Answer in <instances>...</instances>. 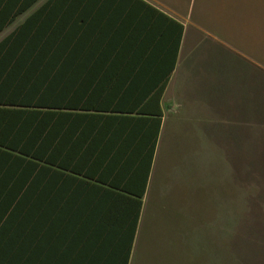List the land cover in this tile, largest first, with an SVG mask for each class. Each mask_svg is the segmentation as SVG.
<instances>
[{
	"label": "crops",
	"instance_id": "obj_1",
	"mask_svg": "<svg viewBox=\"0 0 264 264\" xmlns=\"http://www.w3.org/2000/svg\"><path fill=\"white\" fill-rule=\"evenodd\" d=\"M47 1L37 0L19 13L0 32V41ZM197 3L199 0L64 2L53 5L57 12L48 21L52 25L63 17L65 24L79 27L65 33L87 40L91 55L118 59L112 64L66 67L61 72L65 108L56 109L51 116L49 129L56 138L49 155L56 165L64 167L61 170L66 174L78 169L82 175H75L89 181L100 184L107 179L136 185L135 188L136 172L149 157L150 174L141 218V225L145 224L144 246L149 249H157L151 242L158 235L162 250L164 204L175 205L176 216L179 211L183 213L185 185L175 181L164 191L170 171L173 177L181 169L184 172L186 160L196 156L195 138L198 140L199 133H233L234 121L217 114L220 106L224 108V100L217 101L213 94L209 73L203 72L199 54L202 49H206L203 53L213 51L217 42L235 54H244L208 30L216 24L214 16L212 21L208 19V26L195 18L190 21ZM186 4L192 12H186ZM5 5L0 3V10ZM64 133L73 138L60 140ZM154 133L158 138L151 158ZM2 154L0 151V264H25L19 259V251L29 248L23 241V215L20 209L13 214V208L25 199L30 179L24 177L23 164L17 160L5 162ZM48 183L49 200L64 199L67 182ZM31 200L37 198L31 195ZM150 225H155L160 234L148 231ZM178 229L179 225L176 235L181 234ZM137 242L138 236L132 258ZM11 253L16 254L15 260L8 258Z\"/></svg>",
	"mask_w": 264,
	"mask_h": 264
},
{
	"label": "trees",
	"instance_id": "obj_2",
	"mask_svg": "<svg viewBox=\"0 0 264 264\" xmlns=\"http://www.w3.org/2000/svg\"><path fill=\"white\" fill-rule=\"evenodd\" d=\"M35 1L0 0L6 4L0 10V32ZM81 1L48 0L23 25L0 41V151L4 153L5 162L17 160L23 164L24 177L30 179L25 199L13 208V214L21 210L23 241L29 247L19 251V259L25 264H148L149 260L152 264H206L205 256L197 257L182 243H177L180 239L176 236L180 233L176 235V227L179 225L178 230H183L185 211H179L176 216L175 205L170 203L164 204L162 250L144 246L145 224L141 225V218L150 174L149 157L136 172L133 181L138 186L135 188L136 185H121L107 179L100 184L92 182L75 175L81 174L78 169H71L74 174H66L62 171L64 167L56 165L49 155L56 138V133L49 129L51 116L56 109L65 108L61 72L66 67L105 65L118 60L91 55L87 40L65 33L79 27L65 24L63 17L49 24V18L57 12L54 4ZM11 5L14 7L9 8ZM165 86L166 83L164 89ZM62 138L65 141L73 135L64 133L60 140ZM153 138L151 158L158 133H154ZM51 180L67 182L69 188L64 199L49 200L48 182ZM195 189L196 196L204 195L203 190ZM31 195L37 200L32 201ZM193 202H197L195 198ZM193 207L197 211L196 205ZM155 240L160 242L158 235L152 242ZM230 247L231 251L244 252L241 254L251 262L244 260V264H255L256 253L249 255L252 249L247 252L243 249L246 247L232 246V242ZM259 256L263 262L264 250ZM8 258L15 260L16 254L11 253Z\"/></svg>",
	"mask_w": 264,
	"mask_h": 264
},
{
	"label": "rangeland",
	"instance_id": "obj_3",
	"mask_svg": "<svg viewBox=\"0 0 264 264\" xmlns=\"http://www.w3.org/2000/svg\"><path fill=\"white\" fill-rule=\"evenodd\" d=\"M213 16L216 24L208 30L245 55L218 42L213 51L199 54L213 94L224 100L217 114L234 121L233 133H199L196 156L177 177L170 171L164 191L175 181L185 185L184 226L176 238L193 255L205 256L206 264L251 263L244 252L231 251L232 242L247 244L243 249L256 253L255 264H264L259 256L264 250V0H199L189 19L208 26ZM196 187L203 196H196ZM154 228L147 230L157 233ZM151 245L160 248L158 240Z\"/></svg>",
	"mask_w": 264,
	"mask_h": 264
}]
</instances>
